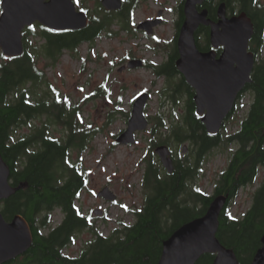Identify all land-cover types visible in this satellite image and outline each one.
Masks as SVG:
<instances>
[{
  "label": "trees",
  "instance_id": "16d2710c",
  "mask_svg": "<svg viewBox=\"0 0 264 264\" xmlns=\"http://www.w3.org/2000/svg\"><path fill=\"white\" fill-rule=\"evenodd\" d=\"M135 1L126 0L117 13L106 11L99 3V15L91 16L90 24L84 30L54 33L42 27L40 34H32L46 38L47 43L41 51L45 57H50L54 67L64 51L79 58L75 52L82 44L92 46L103 35L117 36L113 30L115 23L121 24L122 31L133 32L131 14L136 7ZM219 1L225 2L212 0L204 5L209 9V18L214 21L218 20ZM179 12L176 44L185 21L183 4ZM260 23L256 25L257 35L262 29ZM208 35L209 28L201 26L196 34L198 46ZM260 38L263 41L261 34ZM37 50L27 47L23 57L3 59L0 63V155L10 169V184L18 189L0 203V211L8 222L17 215L24 217L33 235L31 248L6 264H158L164 242L181 226L204 216L217 197L223 196L227 202H234L240 187L256 180L257 165H264V68L255 74L258 99L250 123L237 137L246 143L252 141L254 146L250 152H240L229 165L224 179L228 190L222 188L220 180L211 195L199 189L197 176L201 172L204 154L218 142L220 144L221 138L208 135L200 119L194 113L190 114L185 124L174 127L175 138L181 141L182 135L194 133L193 142L199 152L196 165L175 164V171L164 177L158 164L149 160V171L142 178L146 196L142 207L134 211L135 224L126 225L120 221L111 236L100 234L92 223V216L77 204L87 186V177L80 164L72 162L70 151L87 150L90 140L103 129L98 128L96 132L91 125L84 124L82 105L73 104L68 96L62 97L54 89L55 94L50 100L47 97L51 93L44 92L41 98L35 96L36 87L48 83L45 72L38 70L33 62L32 51ZM117 113L114 115L118 116ZM40 115H46L48 120L34 128L32 135L16 140L17 128ZM152 120L159 128L163 127L162 116L157 115ZM53 125L66 128L62 138L50 133ZM160 138L154 137V143L164 144ZM57 210L63 218L61 224L55 225L53 216ZM230 210L231 207L223 208L216 238L235 252L240 264H251L262 247L264 235V184L255 193L250 209L241 217L233 216ZM89 228L93 237L80 253L77 256L66 254L65 251L77 243L76 234ZM214 259V254H206L197 264H213Z\"/></svg>",
  "mask_w": 264,
  "mask_h": 264
},
{
  "label": "rangeland",
  "instance_id": "374dc122",
  "mask_svg": "<svg viewBox=\"0 0 264 264\" xmlns=\"http://www.w3.org/2000/svg\"><path fill=\"white\" fill-rule=\"evenodd\" d=\"M183 1L185 0H136L132 17L135 27L131 26L133 32L122 31L121 24L115 23L113 30L118 34L117 36L110 38L103 35L92 46L82 44L75 52L79 58L74 57L72 52L65 51L54 67L51 65V60L44 59L45 56L40 49L43 45L42 39L39 37L29 39L32 46L39 48L32 52L36 57L38 68L45 72L48 82L40 83L36 87L37 89L35 88V96L41 98L44 92L51 93L47 97L50 100L56 90L62 97L68 96L73 104L82 105L84 124L91 125L93 131L96 132H98V128L103 129V132L98 133L90 140L87 150L72 149L70 157L73 163L80 164L81 171L87 177V186L82 191L77 204L85 213L92 216V223L99 233L106 237L111 236L120 221L126 225L135 224L134 211L143 205L146 196L142 179L147 165L145 157L149 153L154 156V153H151L153 150H150V146L153 144L152 140H154L151 136V128L154 124L152 119L160 115L170 124L172 121L180 119L186 111L185 95L179 96V103L175 104L174 100L170 98L172 94L166 91L170 85L164 79L156 78L148 69H138L132 72L124 70L121 67L125 65L127 68L128 65L122 60L126 54L132 53L148 61L147 63L155 61L162 63L166 59L164 53L155 54L150 47L156 45L155 39L167 43L175 38L176 22L179 19V3L182 4ZM77 3L78 7L88 10L89 16L99 15L100 0H77ZM159 12H162L165 23L155 28V35L153 34L155 39L136 29L148 18L157 16ZM35 31L38 33L39 28ZM109 61H113L115 65L111 66ZM2 62L0 50V63ZM99 89H102L103 94L96 97L94 93ZM142 91H149L152 94L145 110L148 119H150L149 126L146 130L136 134L135 144H117L115 143L116 138L128 129L130 117L117 113L116 110L124 113L131 112L133 109H130L132 100ZM34 100L36 101V99ZM116 107L117 109H115ZM245 107H247L246 102ZM245 107L243 111H245ZM115 113L118 116L114 115ZM237 113L236 118H240L243 114L240 111ZM111 114L112 116H110ZM111 119L112 123L110 124ZM46 120H48L46 115L29 120L17 128L15 139L32 135L33 129L39 127L42 121ZM164 129L166 128H163L159 134L163 135L169 132ZM235 131V125H228L223 133L227 137ZM50 133L62 138L66 133V128L62 125H53ZM183 145L190 147L187 142L180 148L178 146L176 148L181 150ZM155 155L152 162L158 163L160 159L157 154ZM182 156L184 157V155ZM182 156L179 157L181 160L184 159ZM228 156V150L223 147H218L205 155L203 163H201V172L197 176L199 189L209 195L213 193L214 182L227 167ZM262 173L263 171L258 173L259 176L253 186L241 190L231 206L230 213L233 216L239 218L250 209L252 194L257 187L261 186ZM106 187L116 195V201H107L98 196V192ZM97 211L102 212V215H96ZM53 217L55 225L61 224L63 214L60 210H57ZM76 236L77 243L65 251L70 256H77L81 248L92 239V230L90 228L83 230Z\"/></svg>",
  "mask_w": 264,
  "mask_h": 264
},
{
  "label": "water",
  "instance_id": "95a60500",
  "mask_svg": "<svg viewBox=\"0 0 264 264\" xmlns=\"http://www.w3.org/2000/svg\"><path fill=\"white\" fill-rule=\"evenodd\" d=\"M211 1L185 0V21L177 40L180 58L176 66L188 85L196 92L194 102L197 106V116L201 118L209 135L218 136L225 119L234 108L238 94L252 81L254 56L248 53V47L254 34V26L245 13L228 18L225 3H220L217 7L218 21L212 20L208 15L209 9L204 7L205 3ZM101 5L108 11H119L122 9L123 0H101ZM76 7L73 0H2L0 49L3 57L13 59L24 54L22 34L35 23L40 22L42 26L55 32L86 29L89 16ZM161 24V19L147 21L141 23L138 30L151 35L154 33L153 28ZM201 26L210 29V42L214 49L225 46V53L220 59L216 58L214 51H199L195 39ZM129 66L135 68L136 65L131 63ZM148 100L149 95L143 94L135 101L128 129L116 139L118 144H135V134L148 128L149 121L144 114ZM186 151L188 147L184 146L182 152ZM170 152L167 146L156 149V154L169 175L175 171ZM1 159L0 155V203L18 190L10 184V169ZM98 193L99 197L107 201H115L117 198L108 187ZM226 202V197H217L204 216L181 226L164 242L158 264H197L206 254L215 255L213 264H240L235 252L226 248L216 238L219 217ZM95 214L102 215L99 211ZM32 244L33 235L25 218L17 215L8 222L0 212V264H6L24 255ZM252 261L251 264H264V235L262 247Z\"/></svg>",
  "mask_w": 264,
  "mask_h": 264
},
{
  "label": "flooded vegetation",
  "instance_id": "af4514ba",
  "mask_svg": "<svg viewBox=\"0 0 264 264\" xmlns=\"http://www.w3.org/2000/svg\"><path fill=\"white\" fill-rule=\"evenodd\" d=\"M180 3H179L178 10H180V7L182 5V4L180 5ZM221 3H225L227 6V13L226 14H227L228 18H232L234 16H238L242 13H245L251 19V21L253 23L252 25L254 26V34L251 37V40L249 42L248 53L253 54L254 65H253V70L251 73V80L252 81L250 83H247L243 87V90L238 94L236 101H235V104H234V108L232 109L231 112H229V115L226 118L224 125H222L223 126L222 131L218 135V136H220L219 138H221L220 144L218 142L217 146L208 150L204 154V157H205V155L211 153V151H213L214 149H217L218 147L219 148L223 147V149H227L229 152L227 167L224 169V171H222L220 173V175H218V179H216V181L214 182V190L217 189L216 186L219 183V180L222 183V186H223L222 188H225L224 190H228L227 182H224V179H225V176L227 175L226 173L228 171L229 165H231V162L235 161V158L237 157V155L240 152H243V151L244 152H250V150L254 146L252 141L246 143V142L241 141L237 137H239L241 135V133L243 134L244 129L246 127H248L247 124L250 123L249 121L251 119L253 110L255 108V105L257 104L256 99H258V94H257V90H256L257 84L255 83V80H256L255 74L259 73L261 68H264V46H262L264 43V26H263V24H264V0H225V2L221 1ZM133 14H134V11H132V14H131L132 17H133ZM178 14L180 15L179 11H178ZM159 19L162 20V24L164 25L165 20H164V17H162V12H159L157 14V16H155V17L148 18L147 21L151 22V21H156ZM179 20H180V16H179L178 21L176 22V25L179 22ZM262 20H263V23H262ZM259 22H261L260 24H262V29L260 31V34L263 38V41L260 38V34L259 35L256 34V25ZM42 27L43 26L40 25V22H39V23H35L32 27H29L24 31V33L22 34V35H24V39H23L24 46L23 47H25L26 51H27V47L28 48L31 47L33 49H39L38 47L32 46L29 42V39L34 38V37H39V36H35L32 33L36 32L35 30L37 28H39L40 32L38 31V33L40 34L42 31ZM52 32H54V31H52ZM141 32H143L145 35H147L145 33V31H141ZM54 33H62V32H54ZM154 35L153 36L151 35V37L155 39ZM45 39L46 38L42 39L43 45H41L42 48H40V49L45 48L44 45H46V43H47V41ZM202 40L204 41V43H202V45L198 46V49L200 52L208 53V52L214 51L216 53L217 59H220L224 55L225 46H221L219 49L213 48V46L210 42V30H209L208 38L207 39L204 38ZM257 41L262 42V43L259 44ZM155 42H156V45H154V47H150V48H151V50H153V52L155 54H157L159 52L164 53L166 59L162 63H158L157 61L147 63L148 61L137 57V55H134L132 53H128V55L126 54L125 58L122 60V62L125 61V63L128 66L126 68L125 65H123L121 68L124 70H127L129 72H132V71H135L138 69L151 70L153 75L156 78L164 79V81H166L168 83V85H170V87H168L166 91L170 92L172 94L170 96V98L172 100H174L175 104L179 103V96L185 95V97H186L185 114H183V116L180 119H177L175 122L172 121V123H170V124L168 123L167 120H165L163 118V121H164L163 127H160V128L158 127V125L152 124L153 127L151 128V136H152V138H154V137L160 138L161 137L160 139H162L164 141V144H162V145H166L170 148L171 158L174 162V165L181 163V165H185V166H194L198 162V158H199V152H197L198 146H196L195 143L193 142V140H194L193 138L195 137L194 133L188 134V136L182 135L181 141H177L175 138V135H176L175 131L176 130L174 129V127H178L181 124H185V121L188 118V116L190 114H193V113H194L193 115H195L198 119H200L197 116V106H196V103L194 102V96H195L196 92L194 90H192V88L187 84L186 79L180 73V71L178 70V67L176 66L178 59L180 58V54L178 53L179 51H178L177 44L174 43L175 38H173L172 41L167 42V43H165V42L162 43L158 39H155ZM96 56H97V54H96ZM33 58H34L33 62L36 63V68L38 70H40L37 66V61L35 59L36 57L33 56ZM44 59L49 61L50 57L47 56ZM131 63L136 65L135 68H129L130 67L129 64H131ZM109 64L111 66L115 65V63L113 61H109ZM234 67H236V65ZM101 92H102V89L97 90V93H96L97 96L96 97L102 96ZM144 93L148 94L149 100H151L152 94L149 91H142L132 100V102L130 104V109L133 108L132 104H134V101L141 94H144ZM192 94H193V96H192ZM245 102H246L247 107H245ZM147 103H149V102H147ZM147 103L145 106V110L148 106ZM115 106H117L116 103H115ZM244 107L246 108L245 111H243ZM115 109H117V107ZM239 111L243 114L241 115L240 118H236V115L238 114L237 112H239ZM129 113H130V111H128V113H124V114L127 115ZM200 121H201V119H200ZM228 125H235L236 131L232 134H229V136L225 137L223 131L228 128ZM163 128H166L164 130H168L169 132L166 134H163V135L159 134V132L162 131ZM218 136H217V138H218ZM212 137H216V136H212ZM152 141H153V144L150 146V150L154 151V152L153 151L151 152V153H154V156H153V154L151 155L149 153V155H148L146 153L147 156L145 157V162L147 163V165H146L145 173H147L149 171L148 161L152 160L153 157H156L155 150L161 146V145L154 143V140H152ZM187 142L190 145L189 151H187L188 153H183V152H181V150L176 148L177 146L180 148L182 146V144H185ZM170 146H172V147H170ZM263 149H264V147H263ZM182 155H184V157ZM180 156H182L184 159L181 160V158H179ZM157 164H158L157 166L161 170L162 175L164 177H167L169 174H167L165 172V170H163L162 166H159V165H161L159 162ZM257 168H259L258 173L263 171V173H262L263 174V180L261 183V186H263V184H264V165L259 166V164H258ZM258 173H257V177L259 176ZM256 181H257V178L254 182H249V183L245 184V186L240 187V192H241V190H243L249 186H253ZM260 187L259 188L257 187L256 191L252 194V197H251L252 204H253V197H254L255 193L258 192ZM240 192H239V194H240ZM233 203L234 202H232V200L227 202L225 205V208L231 207L233 205Z\"/></svg>",
  "mask_w": 264,
  "mask_h": 264
}]
</instances>
